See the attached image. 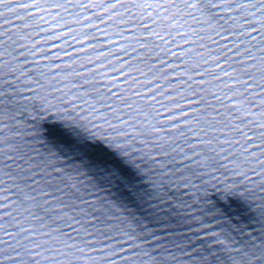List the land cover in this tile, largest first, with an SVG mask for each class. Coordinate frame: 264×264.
<instances>
[{"label":"snow or ice","instance_id":"1","mask_svg":"<svg viewBox=\"0 0 264 264\" xmlns=\"http://www.w3.org/2000/svg\"><path fill=\"white\" fill-rule=\"evenodd\" d=\"M0 264H264V0H0Z\"/></svg>","mask_w":264,"mask_h":264}]
</instances>
